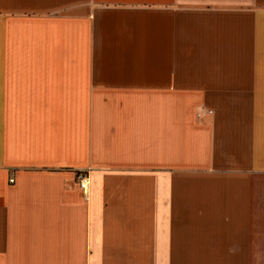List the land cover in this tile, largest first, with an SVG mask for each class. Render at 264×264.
I'll list each match as a JSON object with an SVG mask.
<instances>
[{"label": "crops", "instance_id": "crops-1", "mask_svg": "<svg viewBox=\"0 0 264 264\" xmlns=\"http://www.w3.org/2000/svg\"><path fill=\"white\" fill-rule=\"evenodd\" d=\"M0 264H264V0H0Z\"/></svg>", "mask_w": 264, "mask_h": 264}, {"label": "built area", "instance_id": "built-area-1", "mask_svg": "<svg viewBox=\"0 0 264 264\" xmlns=\"http://www.w3.org/2000/svg\"><path fill=\"white\" fill-rule=\"evenodd\" d=\"M76 181L84 196L87 198L90 188V178L86 170H79L76 173ZM9 182H13V177L9 178Z\"/></svg>", "mask_w": 264, "mask_h": 264}, {"label": "rangeland", "instance_id": "rangeland-1", "mask_svg": "<svg viewBox=\"0 0 264 264\" xmlns=\"http://www.w3.org/2000/svg\"><path fill=\"white\" fill-rule=\"evenodd\" d=\"M181 228H182V231H186V232L188 231H213L216 228V226H207V225L195 226L193 225V226H181Z\"/></svg>", "mask_w": 264, "mask_h": 264}]
</instances>
